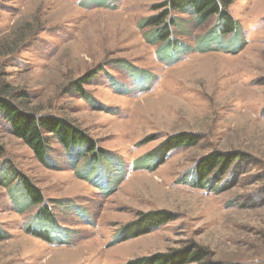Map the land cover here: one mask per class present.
<instances>
[{"label": "rangeland", "instance_id": "rangeland-1", "mask_svg": "<svg viewBox=\"0 0 264 264\" xmlns=\"http://www.w3.org/2000/svg\"><path fill=\"white\" fill-rule=\"evenodd\" d=\"M165 1L0 0V53L28 36L0 57V100L65 121L101 158L48 135L40 162L0 112V264H127L193 247L206 255L186 264H264V0H228L238 36L173 11L172 42L148 41L141 23ZM181 134L197 143L159 164ZM212 153L239 159L197 187ZM20 178L51 220L34 223ZM160 211L172 221L124 235Z\"/></svg>", "mask_w": 264, "mask_h": 264}, {"label": "trees", "instance_id": "trees-1", "mask_svg": "<svg viewBox=\"0 0 264 264\" xmlns=\"http://www.w3.org/2000/svg\"><path fill=\"white\" fill-rule=\"evenodd\" d=\"M228 4V0H166L165 2L154 5L150 8L152 11H155V14L144 18L141 23L143 24L141 27L149 26L153 29L152 32L149 31V34L146 37L148 41L153 39L154 41L157 40L160 42L171 43V35H173L172 27L176 24V20L171 17V14L173 11H181L191 13L196 17L199 23L205 22L210 17H216L218 22L216 24L217 32H219V35L231 34L238 36L240 28L237 21H235L228 14V11L226 10ZM214 32L215 34L213 36L217 35L216 30ZM27 40L28 36L20 34L19 38L14 40V42L10 44V46L6 48L4 52L0 53V57L4 58L16 51H19L22 46L25 45ZM209 47L212 46L209 45L207 48H205V51H207ZM240 48L236 49L235 51H238ZM92 76H90V78ZM86 78H88V76L80 80L81 83L84 84L90 80V78ZM76 85L79 89L80 84L77 83ZM0 112L7 121L11 132L20 140H22L25 145H27V147L34 154L35 158L40 162H45V158H48L47 148L50 143L49 140H51L47 138L48 135H52V137H54L55 140L61 144L63 150L71 151L74 147H83L84 149H82L84 153L86 152V155L90 157L89 160H101L97 153V147L93 146L91 140L83 132L76 130L70 124L57 117L50 115L35 116L34 114H31L23 109L21 110L8 99L0 100ZM196 143L197 142L194 136L189 134H181L166 139L162 143L160 154H157L160 157L159 164L163 162L169 153L176 151L181 147H192ZM238 157L239 154L216 153H212L211 155L205 157L199 163L198 167L194 169L195 179L197 180L195 185L197 187H200L202 184L204 185V183L208 181L207 177L214 170L223 171L227 169L234 161L239 159ZM1 173H3V171ZM15 187L19 189L14 191H20L23 193L25 199L29 202L28 206H34L37 208L32 216L34 223L35 220H39L41 222L51 220L49 217L51 214H48V216L45 213L43 214L44 206L46 207L47 205L45 203L44 197L41 195L38 189L30 183L29 180L22 178ZM10 195L12 196V193L8 192L9 198H11ZM11 201H13L12 198ZM172 219L173 216H171L168 212H153L150 215H144L143 221L139 223V226H135V224L130 225L133 226V228L128 227L127 229H130L126 230L127 233L124 235H133L132 237H136L146 234L154 229L159 228L161 225L172 221ZM33 227L34 225L28 226L25 231L29 232L31 235H35L34 237L36 238L43 237V239H47L40 233H31ZM133 229L136 230L134 231ZM4 233L0 229V240L5 238ZM124 238H128V236ZM205 255L206 254L203 251L197 249L195 250V247H193L192 250L184 249L174 251L171 254H156L151 257L134 259L127 264L196 263L200 262L205 257Z\"/></svg>", "mask_w": 264, "mask_h": 264}, {"label": "bare ground", "instance_id": "bare-ground-1", "mask_svg": "<svg viewBox=\"0 0 264 264\" xmlns=\"http://www.w3.org/2000/svg\"><path fill=\"white\" fill-rule=\"evenodd\" d=\"M177 84V83H176Z\"/></svg>", "mask_w": 264, "mask_h": 264}]
</instances>
